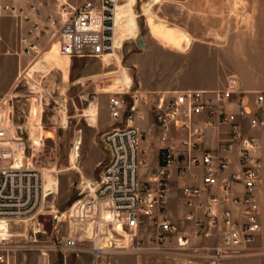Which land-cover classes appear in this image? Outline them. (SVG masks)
<instances>
[{
	"label": "rangeland",
	"instance_id": "obj_1",
	"mask_svg": "<svg viewBox=\"0 0 264 264\" xmlns=\"http://www.w3.org/2000/svg\"><path fill=\"white\" fill-rule=\"evenodd\" d=\"M80 1H54V9L58 11L56 29L63 20L61 7L66 4L70 11ZM251 2L120 0L116 9V47L112 56L103 60L79 58L82 64H74L71 82L67 86L42 84L39 89H34L26 83L27 80L33 81L32 75L29 77L28 74V79L22 77L23 83L10 91L16 94L14 123L28 122L35 142L41 135L51 136L41 140L40 145L37 142L27 152L31 165L43 170L44 183L50 190L35 218L0 223V233L10 235L0 240L10 246L20 245L19 249L9 252V264H40L37 248L57 244L65 238L75 240V251H51L48 264H264L262 232L252 246V256L226 258L219 263L209 258L211 248L218 242L216 229L197 226L193 220L185 219L187 207L182 202L185 181L178 178L172 182L173 202L166 203L164 213L172 228L162 234L161 240H158L160 229L153 218H140L133 227L101 221L111 209L110 204H101L96 197L95 188L102 165L95 169V178L90 181L81 168L87 151L91 152V162L107 153L102 143L106 131L125 125L124 121H115L109 115L107 99L110 94L125 92L130 102L131 94L137 98L143 94L151 107L158 96H172L173 93L148 90L140 81L145 85H156L171 77L172 72L182 76V80L191 76L195 62L189 55L194 44L201 48L198 54L201 58L196 62L199 68L221 66L227 68V79L234 76L238 41L241 45L244 42L248 49L253 37L254 22L249 19L253 10ZM149 21L156 22L160 30L165 27L166 31H173L178 41L161 38L169 44L163 42ZM137 39L142 40L143 47L137 45ZM52 43L56 44V39ZM157 46L168 48L174 54L163 53ZM56 47L58 49L57 44ZM3 63L0 58V79L3 73L10 72L12 66ZM83 74L86 75L84 81L78 83L75 79ZM123 75L130 80L127 87L115 84V80ZM149 114L154 117L153 113ZM102 116L109 124L107 129L101 126ZM40 127L49 133H40ZM88 136L95 140V147L90 150L84 143ZM198 213L201 215L202 211L198 210ZM33 232L37 234L36 242L32 240ZM182 235L189 242L179 246L177 237ZM94 247L102 250L94 251Z\"/></svg>",
	"mask_w": 264,
	"mask_h": 264
},
{
	"label": "built area",
	"instance_id": "obj_2",
	"mask_svg": "<svg viewBox=\"0 0 264 264\" xmlns=\"http://www.w3.org/2000/svg\"><path fill=\"white\" fill-rule=\"evenodd\" d=\"M120 0H84L68 11L61 8L62 23L54 37L59 53L68 57L103 59L115 52L114 17ZM45 0H0V17L29 21L39 19ZM48 25L34 23L27 37L21 39L26 54L34 51V40L56 21L48 17ZM125 93L108 96L111 119L124 121L102 135L107 161L102 165L96 183V197L101 204H110L113 223L133 227L140 218H153L162 234L171 230L165 216L167 177L176 166L179 175L192 168L200 174L201 187L185 186L183 194L190 211L186 220L197 226L215 228L218 242L209 258L222 259L253 255L260 229L256 189L261 168L257 155L258 140L254 132L264 129V91L243 90L238 79L230 76L223 87L213 90H186L172 96H158L151 106L146 96ZM16 96L0 94V222L28 221L37 216L45 199L44 172L29 162L32 143L23 129L14 123ZM143 106H146L145 108ZM153 113L154 125L162 138L174 133L181 136V152L171 146L160 149V164L154 172V183H142L138 173L148 150L142 131L136 126L146 114ZM225 128L217 150L201 149L205 129ZM197 177V174H192ZM205 195V202L202 200ZM205 203V204H203ZM198 210L202 211L199 215ZM33 242L37 234L33 232ZM2 238V237H1ZM185 236L177 237L179 246L188 244ZM10 246L0 240V264H9ZM76 242L65 238L59 243L37 248L40 264H48L49 253L73 252Z\"/></svg>",
	"mask_w": 264,
	"mask_h": 264
},
{
	"label": "crops",
	"instance_id": "obj_3",
	"mask_svg": "<svg viewBox=\"0 0 264 264\" xmlns=\"http://www.w3.org/2000/svg\"><path fill=\"white\" fill-rule=\"evenodd\" d=\"M45 1L46 4L40 7L39 19L23 21L10 17H0V58L4 63H10L12 65L10 72L7 74L3 73V78L0 79V94L10 92L11 89L15 88L19 83H23L22 77L28 79L26 78L28 77V74L29 77L32 75L31 78L33 81L31 82L30 80H27L26 83L30 84L34 89H39L42 84L49 87L54 85H57V87L63 85L67 86L71 82V74L74 69V64H77V66L82 64L79 59L81 57L63 56L58 52L59 50L56 47L57 43H52L53 39H56L54 37L56 26L54 29H48L44 34H40V36L33 41L35 45L33 52L30 54L24 52L21 39L27 37L28 32L32 30L34 23L48 25L50 23L48 22L49 16L56 21L58 11L54 9V1L58 0ZM82 1L84 0H81L79 3ZM29 2L35 4V0H29ZM251 4L253 10L249 19L254 22L253 37L248 49L244 42H242L243 44L241 45V41H238L235 67L236 74L233 75L238 79L243 90L264 91V0H252ZM56 22L58 23V21ZM161 40L169 44L167 41L163 39ZM157 47L163 53L169 55L174 54L168 48L163 46ZM200 51V46H196L195 44L192 45L189 56H191L192 62H195V65L200 57L198 56ZM195 65L193 67V74L183 80L181 79L182 76H178L176 72H172L173 75L171 77L166 78L164 81H161L156 85H145L142 80L140 81V84L146 86L148 90L159 91L162 93H174L186 90H213L221 88L224 85L225 80L228 77L227 68L215 66L203 70V68L197 66L198 64ZM125 75L116 79L115 84L123 87L129 86L130 80ZM85 77L86 75L83 74L82 76H78L75 80L79 83L84 81ZM153 121L152 115L148 113L144 120L136 122V126L143 133L145 139L144 143L148 146V150L143 156V163L139 169L138 177L140 182H148L150 184L154 183V172L160 164V149L165 146H171L175 151L181 152L183 150L179 146L181 136L172 133L166 139H163L159 129L151 123ZM100 122L102 128H108L109 124L105 116L100 118ZM37 124L38 123H36V125ZM17 125L23 129L24 136L28 138V142L32 143L31 147H34L32 126L28 122ZM39 130L40 133H49L48 131H43L41 127ZM225 131L226 130L223 127L218 129H205L201 149L210 151L217 150L219 148L220 140L225 137V135L222 134ZM254 134L258 140L257 155L261 162L259 182L255 195L259 205L260 232L264 234V172L262 171L264 167V129L256 130ZM50 138L51 136H48L47 138L45 135L39 136L37 139V145H40L39 143L41 140H47ZM74 141L76 143V140ZM84 143H87L88 150L95 147V140L92 139L91 136H88ZM90 158L91 152L87 151L86 158L81 166L84 175L89 181L95 178V169L107 161L108 154L105 152L100 154L95 162H91L92 160L90 161ZM192 174H197V177H192ZM199 174L200 172L197 169L192 168L189 173L179 175L176 166L170 168L167 177L166 203L169 201L172 204L173 202V180L178 178L179 180L185 181V183L182 184V202L184 201L183 203L187 207V215L190 208L187 206L186 198L183 194V188L185 186L201 187ZM202 200L205 202V195H202Z\"/></svg>",
	"mask_w": 264,
	"mask_h": 264
},
{
	"label": "bare ground",
	"instance_id": "obj_4",
	"mask_svg": "<svg viewBox=\"0 0 264 264\" xmlns=\"http://www.w3.org/2000/svg\"><path fill=\"white\" fill-rule=\"evenodd\" d=\"M116 15H117V10H116V14H115V17H114V26H115V28H116ZM151 21H152V19H151ZM150 22V21H149ZM151 23V22H150ZM150 25V24H149ZM150 27H152L153 28V31L155 32V34L159 37V38H165V39H168L169 41H171V42H177L178 41V36L175 34V33H173V31H166L165 30V27H164V29L163 30H165V31H163V30H160L159 28H158V26L156 25V22H152L151 23V26ZM152 31V30H151ZM115 46H116V43H115ZM34 70V69H33ZM35 111V110H34ZM37 140V139H36ZM38 142V141H37ZM37 142H35L34 141V144H37ZM46 175H48V174H46ZM48 180V179H47ZM49 181H51V178L49 179ZM48 181V182H49ZM54 182V181H53ZM52 182V183H53ZM51 183V184H52ZM50 184V183H49ZM50 190V187L48 186V184H46L45 185V192H46V195H48L49 194V191ZM114 220V212L110 209L106 214H105V216H104V218H101V221H103V222H111V221H113ZM0 223H2V222H0ZM119 226V225H118ZM8 236H10L9 234H3V233H0V238L1 237H8ZM93 250L94 251H100V250H102V248L101 247H94L93 248Z\"/></svg>",
	"mask_w": 264,
	"mask_h": 264
},
{
	"label": "water",
	"instance_id": "obj_5",
	"mask_svg": "<svg viewBox=\"0 0 264 264\" xmlns=\"http://www.w3.org/2000/svg\"><path fill=\"white\" fill-rule=\"evenodd\" d=\"M136 42H137V45H138L139 47H143V46H144L142 40L137 39Z\"/></svg>",
	"mask_w": 264,
	"mask_h": 264
}]
</instances>
